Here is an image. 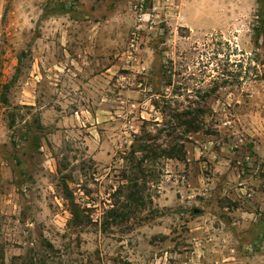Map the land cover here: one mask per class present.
Segmentation results:
<instances>
[{
  "label": "rangeland",
  "instance_id": "1",
  "mask_svg": "<svg viewBox=\"0 0 264 264\" xmlns=\"http://www.w3.org/2000/svg\"><path fill=\"white\" fill-rule=\"evenodd\" d=\"M137 1L0 0V264H264V0Z\"/></svg>",
  "mask_w": 264,
  "mask_h": 264
},
{
  "label": "built area",
  "instance_id": "2",
  "mask_svg": "<svg viewBox=\"0 0 264 264\" xmlns=\"http://www.w3.org/2000/svg\"><path fill=\"white\" fill-rule=\"evenodd\" d=\"M134 8L138 15V22H142L147 16L146 0H138ZM140 30L141 26L132 30L130 34V48L135 54L138 53L140 47Z\"/></svg>",
  "mask_w": 264,
  "mask_h": 264
},
{
  "label": "trees",
  "instance_id": "3",
  "mask_svg": "<svg viewBox=\"0 0 264 264\" xmlns=\"http://www.w3.org/2000/svg\"><path fill=\"white\" fill-rule=\"evenodd\" d=\"M260 1H258L259 3ZM256 21L257 25H255L254 30L255 31H261V29H264V8L261 7L258 9L257 14H256ZM22 264H29L27 261H24Z\"/></svg>",
  "mask_w": 264,
  "mask_h": 264
},
{
  "label": "crops",
  "instance_id": "4",
  "mask_svg": "<svg viewBox=\"0 0 264 264\" xmlns=\"http://www.w3.org/2000/svg\"><path fill=\"white\" fill-rule=\"evenodd\" d=\"M263 210H264V206H263Z\"/></svg>",
  "mask_w": 264,
  "mask_h": 264
}]
</instances>
